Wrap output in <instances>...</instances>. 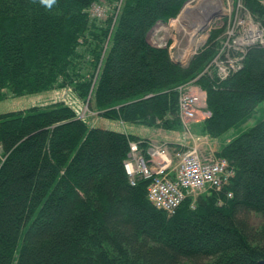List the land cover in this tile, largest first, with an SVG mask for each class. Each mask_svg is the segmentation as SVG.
<instances>
[{
	"label": "trees",
	"instance_id": "trees-1",
	"mask_svg": "<svg viewBox=\"0 0 264 264\" xmlns=\"http://www.w3.org/2000/svg\"><path fill=\"white\" fill-rule=\"evenodd\" d=\"M189 1L0 0V102L71 89L104 119L184 132L179 87L195 82L212 115L191 133L220 140L215 158L234 172L170 215L125 169L131 143L148 157L149 140L92 126L66 102L0 114V264H262L264 118L231 132L264 104V45L225 80L211 67L223 28L177 63L149 34ZM243 2L264 26L260 0Z\"/></svg>",
	"mask_w": 264,
	"mask_h": 264
},
{
	"label": "built area",
	"instance_id": "built-area-1",
	"mask_svg": "<svg viewBox=\"0 0 264 264\" xmlns=\"http://www.w3.org/2000/svg\"><path fill=\"white\" fill-rule=\"evenodd\" d=\"M206 2L207 9L196 12V16L210 14L211 16L220 11V6H225L227 1L230 6L229 19L223 26L221 18L216 17L206 29L199 30L198 43H204L210 37L213 30L224 29L220 38V50L211 67L217 68L222 80L227 79L233 72L243 68V60L246 52L254 45H264V26L255 16L247 10L243 0H195ZM264 6V0H262ZM99 14L104 9L97 7ZM208 10V11H206ZM227 15V14H224ZM201 18V17H199ZM217 24V26H214ZM213 28V29H212ZM259 38H253L258 32ZM201 33H204L203 35ZM169 34V27L162 23L157 24V47L165 48ZM156 42V40H154ZM165 43V44H164ZM202 45V46H203ZM201 46V47H202ZM200 47V48H201ZM200 48L195 49L198 51ZM197 52H194V54ZM193 54V55H194ZM180 91V117L187 126L192 121H204L211 117L207 109L206 100L197 92L194 82L179 87ZM148 159L140 150L138 143H131V152L125 161V169L130 177L132 185H136L139 179L151 181L148 188L149 200L161 210L170 215H175L190 194L204 191L208 188H221L226 184L234 172L225 159H217L213 156L204 157L197 148L180 156V162L175 176L168 172L171 161L168 150L164 145L153 146ZM160 160V161H158ZM158 161V162H157Z\"/></svg>",
	"mask_w": 264,
	"mask_h": 264
},
{
	"label": "rangeland",
	"instance_id": "rangeland-1",
	"mask_svg": "<svg viewBox=\"0 0 264 264\" xmlns=\"http://www.w3.org/2000/svg\"><path fill=\"white\" fill-rule=\"evenodd\" d=\"M260 2L263 5L262 0H260ZM198 5H200L203 8H200L199 6L197 7V3L195 0H190L184 7L183 10H186V11H184L181 14V18L179 17L180 19L177 18L175 20H172L169 23L170 32H169V35L167 36V39H165L166 40L165 43H168V46L170 45V49H171L174 60L175 61L180 60L183 62V64L190 62V58L195 55L194 52H197L195 51V49H198L200 48L201 45H203V43L201 42L198 43L199 42L198 41L199 30L204 29L207 26V19L209 18V16H211L210 14H205V16L203 17L199 14L198 16H196L197 8H200L198 10L199 12H202L204 11V9H207V5H205L204 1L200 2ZM229 11H230V6L228 2L226 1L225 6H220L219 12L222 13V15L219 14L221 20L220 22H217V23L222 24V25L218 27H224L223 25L226 24L224 22L229 19V16H228ZM224 14H227V15H224ZM184 22H188L189 24H186ZM183 23L184 25L182 26ZM214 26H217V24H215ZM155 31L156 32L150 37L149 40L153 45L157 46V28L155 29ZM194 32H195V35H194ZM201 34L203 35L204 33H201ZM154 40H156V42ZM56 102H66L67 105L74 107L79 113V115L83 117L84 119H87L88 122L92 126L98 127L99 124L106 121L104 118L100 117L97 112L90 111L88 104L84 101L79 100L76 97V95L72 92L71 89L55 90V91L43 93L40 95L27 96V97H22V98H9L5 101L0 102V114L17 111V110H23V109H27L33 106H47V105H50ZM262 118H264V104L259 107L257 113L254 115L252 120H250L247 124H245L239 130L232 131L231 136L234 138L235 136H238L242 132L248 131L250 128H252L257 123L258 120ZM136 126L139 129H146V126L142 127L143 125H136ZM153 133L157 134V129L149 130V135ZM166 133H170V131H167ZM179 133H182V132H179ZM171 135L172 137L170 141L173 143H176L177 145L179 144L182 145L185 143V141H189V140L193 141V144L195 145L192 147L197 148L199 152H201L204 155H208V154L211 155V154L216 153L220 149V146H221L220 143L222 144L220 140H216L217 142H214L210 137H206V136L204 137L200 136V139L193 137L194 139L192 140V139H187L189 134L186 133L187 137L185 136L186 137V140H185L183 137H180V135L177 132ZM228 135L224 137L225 140L228 138ZM153 140L155 141H151V140L150 141L152 143L159 144V142H157V139H153ZM160 143H169V142L162 141ZM0 152H1V149H0ZM171 159L173 162L172 157ZM172 166H174V164ZM252 222L255 225H260L262 223V219H260V217H252Z\"/></svg>",
	"mask_w": 264,
	"mask_h": 264
},
{
	"label": "crops",
	"instance_id": "crops-1",
	"mask_svg": "<svg viewBox=\"0 0 264 264\" xmlns=\"http://www.w3.org/2000/svg\"><path fill=\"white\" fill-rule=\"evenodd\" d=\"M105 120L106 121L99 124L98 127L103 128V129L115 130V131L131 134V135H135V136H138L142 139H146L149 141L150 140L155 141L153 139H157V142H159V144H164V143H160L162 141L163 142H169V143H165V144H167L168 146L171 145V147L169 146L168 152L170 153L169 155L173 158L172 165L174 164V166H172V168L173 169L176 168V165L178 164V161H179V157L177 156V153L179 152V150L177 149V146H173V145H176V143H173L170 141V139L172 137L171 134H175L176 132L166 133L167 131H165L161 128H149V127H146V129H139L136 125H133V124H126L123 122L121 123L120 121H113V120H107V119H105ZM117 124H119V125H117ZM142 127H144V126H142ZM151 129H154V130L157 129V134L153 133V134L149 135V130H151ZM177 133L180 135V137H183L186 140L187 135L185 132H182V133L177 132ZM187 139H191V137L188 136ZM212 140L214 142H217L216 139H212ZM194 145L195 144H193V141L189 140V141H185V143L182 145L179 144L178 146L179 147L182 146L181 148L190 149ZM220 145H222V144L220 143ZM210 150H212V149H210Z\"/></svg>",
	"mask_w": 264,
	"mask_h": 264
},
{
	"label": "clouds",
	"instance_id": "clouds-1",
	"mask_svg": "<svg viewBox=\"0 0 264 264\" xmlns=\"http://www.w3.org/2000/svg\"><path fill=\"white\" fill-rule=\"evenodd\" d=\"M41 2L44 5H47L48 7H51L55 3V0H41Z\"/></svg>",
	"mask_w": 264,
	"mask_h": 264
},
{
	"label": "bare ground",
	"instance_id": "bare-ground-1",
	"mask_svg": "<svg viewBox=\"0 0 264 264\" xmlns=\"http://www.w3.org/2000/svg\"><path fill=\"white\" fill-rule=\"evenodd\" d=\"M211 16H209V18H210ZM256 29V28H255ZM254 32H258V30L256 29V30H254ZM259 35H260V33L258 32L256 35H252L253 36V38H256V37H258L259 38Z\"/></svg>",
	"mask_w": 264,
	"mask_h": 264
},
{
	"label": "water",
	"instance_id": "water-1",
	"mask_svg": "<svg viewBox=\"0 0 264 264\" xmlns=\"http://www.w3.org/2000/svg\"><path fill=\"white\" fill-rule=\"evenodd\" d=\"M184 11H186V10H184ZM184 11H183V12H184ZM181 14H182V13H181ZM180 16H181V15H180ZM261 263H262V264H264V260H263V261H261Z\"/></svg>",
	"mask_w": 264,
	"mask_h": 264
}]
</instances>
